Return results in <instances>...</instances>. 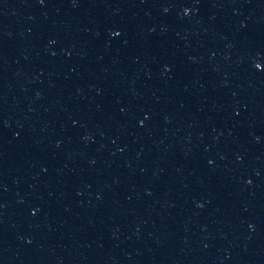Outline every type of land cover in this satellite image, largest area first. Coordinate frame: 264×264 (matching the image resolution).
Returning <instances> with one entry per match:
<instances>
[{"label":"water","instance_id":"obj_1","mask_svg":"<svg viewBox=\"0 0 264 264\" xmlns=\"http://www.w3.org/2000/svg\"><path fill=\"white\" fill-rule=\"evenodd\" d=\"M0 264H264V0H0Z\"/></svg>","mask_w":264,"mask_h":264}]
</instances>
